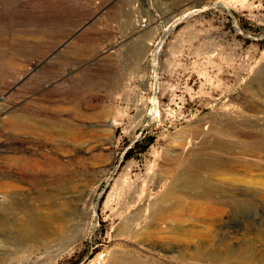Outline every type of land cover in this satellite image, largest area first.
I'll return each mask as SVG.
<instances>
[{
  "label": "rangeland",
  "instance_id": "374dc122",
  "mask_svg": "<svg viewBox=\"0 0 264 264\" xmlns=\"http://www.w3.org/2000/svg\"><path fill=\"white\" fill-rule=\"evenodd\" d=\"M192 159L231 168L166 197ZM4 192L58 236L0 227V264H264V0H0Z\"/></svg>",
  "mask_w": 264,
  "mask_h": 264
},
{
  "label": "bare ground",
  "instance_id": "6f19581e",
  "mask_svg": "<svg viewBox=\"0 0 264 264\" xmlns=\"http://www.w3.org/2000/svg\"><path fill=\"white\" fill-rule=\"evenodd\" d=\"M20 117L19 116L10 117L8 119V125L11 128H18L21 126H26L27 125L26 122ZM216 123L218 125L217 129H218V132L220 135H226L227 136L229 134L228 131L231 132V130L233 128L230 124H228L226 122L217 121ZM49 127L51 129H54L58 126L49 125ZM60 134L64 136V126H61ZM248 136L250 139L249 144H252L254 142L259 143L258 141H256L258 136L255 137V141L253 140L254 139L253 135H248ZM209 148L215 149V150H217V149L225 150L226 149L225 151H227V152L230 151V147L228 145H210ZM31 164L35 167H37L39 165L38 161H33ZM59 165H60V162H58L57 160H54V161H52V163L49 164V167L52 170H56L57 168H59ZM181 167H182V170L184 172L181 171L179 173L176 171L172 174L171 184H169L165 190L166 191V195H165L166 197H169V198L173 197L174 193L177 192V190L184 189L186 191L187 190L191 191L194 188H196V185L198 184V180L202 176V171L221 170L223 172H228L231 168L230 164H228L227 162H225V161L221 162V161H218L215 159H211L208 161H197L195 159L194 160L192 159V161L188 160V164H186V165L182 164ZM2 179L4 180L3 181L4 188H7L8 186L11 185V182H9V181L6 182L7 180L11 179L10 175H8V174L3 175ZM180 180H183V184L176 186L174 183H177L178 181L180 182ZM12 181L14 182L15 180H12ZM33 183L35 184V186H37L36 192L33 193L34 201L38 202L39 205L41 207H43L44 209H49V210L54 209L57 205H56V202L53 201L52 197L57 195L59 193V190H61V187L59 188L61 181L59 182V179H57V178H51V181H50V185H51L50 187L51 188L48 189L49 190L48 192H45L46 190H44V187L41 185V183H39V182H33ZM203 189H206L207 191H209V193L215 192L213 189V186L204 187ZM17 194L14 195V193L10 194L9 192H4L5 204H3V206L1 207V211L3 214H2V217H0V227L9 228L10 230H12V232L16 231L17 233H15V234H16L17 238L21 241H32V240L36 239L37 236H41V237L58 236V234L55 233L52 226H49L50 224L47 223L48 221L56 220V217H54L53 215H49L46 220H41L34 213H32L33 210L30 207H27V205H25V203H22L21 201L17 200V197H16ZM235 195L236 194H234V196ZM163 201H165L164 197H163ZM156 204H157L156 201H153V202L150 201L148 204H146L147 210L152 212L151 216H153V212H154L153 207L156 206ZM157 205H159V204H157ZM159 206H158V208L155 209V211L158 213L162 212L164 207H165L162 205L160 207ZM10 221H12L13 224ZM171 222H173V221H171ZM177 223H178V221H177ZM174 229L180 230V227L175 226ZM199 237H201V236H199ZM60 240L64 241V234L61 235Z\"/></svg>",
  "mask_w": 264,
  "mask_h": 264
}]
</instances>
